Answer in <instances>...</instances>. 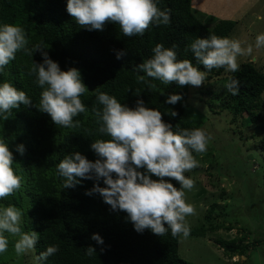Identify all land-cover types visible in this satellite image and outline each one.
<instances>
[{
  "label": "trees",
  "instance_id": "1",
  "mask_svg": "<svg viewBox=\"0 0 264 264\" xmlns=\"http://www.w3.org/2000/svg\"><path fill=\"white\" fill-rule=\"evenodd\" d=\"M66 5L67 0H0V25L22 26L29 40L28 47L39 45L42 48L34 51L32 57L23 51L17 52L15 60L0 71V83L10 82L32 100L29 106L20 104L13 109L7 120L0 117V138L5 139L13 154L14 172L22 177L21 188L0 200V205L11 204L21 209L22 231H35L39 235L35 251L23 254L20 262L35 264L36 255L39 256L48 246L58 245L59 251L42 264H192L179 255L180 236L172 237L170 229L162 237L150 229L138 233L126 212L113 211L98 193L85 195L94 183L105 187L102 179L99 182L81 180L73 188H64V179L59 176L57 165L65 155L74 152L92 162L99 158L91 144L97 139H110L97 131L99 125L93 109L102 108L97 99L99 93L114 96L130 109L136 107L137 100H142L147 108L159 110L163 121L170 124L174 132L201 128V118L188 103L191 85L164 84L139 72L137 67L152 58V49L162 44L165 48L175 45L178 60H190L198 70L207 71L195 59L191 44L196 38L211 35L228 38L236 22L221 20L209 28L192 13V0H158L157 6L161 10H170V23L152 24L143 35L126 37L120 26L113 22H107L103 30L89 31L81 27L66 11ZM44 52L61 71L77 69L86 86L87 91L81 96L86 111L74 117V121L80 122L77 128L55 125L47 113L39 110L42 89L36 83V75H29V69L32 62L43 63ZM140 75L145 77L144 82L137 81ZM220 77L238 79L239 94L233 96L228 91L224 100L215 94L207 103L214 107L215 116H220L230 125L240 122V134L252 127L250 139L254 143L248 151L255 148L259 152L255 162L262 172L264 187V113L261 115L259 111L263 105L264 67L248 59L239 64L237 72L214 68L208 73L205 83ZM173 94L180 95L182 99L175 105L167 104L168 96ZM197 94L202 95L200 91ZM173 111L175 117L171 115ZM18 145H23V155L16 151ZM138 171L143 173L146 170ZM164 179L180 188L177 181ZM194 193L198 198L202 195L200 191ZM250 199L264 202L260 196ZM216 207L211 205L204 219L201 217L196 225L190 227L188 236L204 238L219 230L229 232L235 228L232 222L225 225L227 213L218 212ZM164 226L167 228L166 224ZM242 231L240 237L215 239L218 248L229 259L249 257L251 252H258L264 245L263 232L260 234L244 227ZM93 234H98L103 244L92 240ZM254 234L261 235V238H254ZM17 239L13 238L8 244L10 251H14ZM88 247L95 250L91 256L86 255ZM9 253L15 254V251Z\"/></svg>",
  "mask_w": 264,
  "mask_h": 264
},
{
  "label": "clouds",
  "instance_id": "2",
  "mask_svg": "<svg viewBox=\"0 0 264 264\" xmlns=\"http://www.w3.org/2000/svg\"><path fill=\"white\" fill-rule=\"evenodd\" d=\"M157 4L158 0H67L66 11L77 24L89 31L103 30L107 22H113L120 26L124 36L132 37L143 35L152 24L170 23V10H161ZM28 44L22 26L0 25V71L15 60L17 52L23 51L32 57L34 51L42 49L39 45L29 48ZM175 47L165 48L157 44L152 49V58L138 65L137 70L164 84L175 82L179 86L199 87L214 68L239 71L237 57L251 55L253 51L252 45L244 48L237 39L216 35L196 38L190 46L191 50L195 59L207 70L200 71L190 60H178ZM255 47H264V33L257 35ZM42 56L43 63L32 62L29 69V75H36V83L42 89L39 110L47 113L55 125L79 127L80 122L74 121V117L86 111L81 96L87 91L79 71L74 68L61 71L46 52ZM137 81L144 82L145 77L140 75ZM239 84L238 79L230 77L225 88L235 96L239 94ZM97 99L102 105L101 109H93L99 125L97 131L110 139H97L91 144V149L99 157L95 162L79 152L64 156L57 165L58 174L64 179L63 187L73 188L81 180L99 182L102 179L105 187L94 183L85 195L98 193L113 211L126 212L135 231L140 233L150 229L162 237L170 229L172 237L187 238L191 231L187 217L195 215V207L186 202L185 190L191 191L195 181L186 178L184 173L198 167L192 153L206 152L212 136L201 128H184L174 132L172 126L163 121L162 113L147 108L142 100H137L136 107L130 109L107 93H99ZM181 99L180 95H169L166 103L175 105ZM20 104L29 106L32 100L10 82L0 83V117L7 120ZM171 115L175 117L176 113L173 111ZM16 151L23 155V145H18ZM12 165L13 154L5 139L0 138V200L12 196L21 188L22 177L14 172ZM138 169L146 171L142 173ZM151 176L159 179L153 180ZM164 178L177 181L180 188ZM22 217L23 211L16 206H0V253L8 250L9 240L5 233L18 237L14 243L18 257L35 251L39 235L35 231H22ZM91 239L103 244L98 234H93ZM58 251V245L48 246L34 257L35 264H42ZM94 252L92 247L86 249V255L91 256Z\"/></svg>",
  "mask_w": 264,
  "mask_h": 264
},
{
  "label": "rangeland",
  "instance_id": "3",
  "mask_svg": "<svg viewBox=\"0 0 264 264\" xmlns=\"http://www.w3.org/2000/svg\"><path fill=\"white\" fill-rule=\"evenodd\" d=\"M192 13L209 28L221 20L235 21V27L228 38L239 40L244 48L253 46L251 55L238 56L237 63L250 59L257 66L264 67V47H255L257 35L264 33V19H260L264 17V0H192ZM228 82L226 77H220L199 87L189 88L188 103L191 110L196 111L195 114L202 120L201 129L209 133L212 139L206 152L193 154L198 167L184 173L186 178L195 181L191 191L185 190L186 202L195 207V215L188 216L187 221L193 227L201 217L204 219L211 205L215 204L218 212L227 213L225 225L229 222L236 225L229 232L219 230L204 238L180 236L179 255L192 264H264V245L258 252H251L249 257L236 256L229 259L215 243V239L221 236L225 239L240 237L243 227L264 233V202L250 199L260 196L264 200L262 172L255 162L259 152L255 148L248 151L254 143L250 139L252 127L240 134V122L230 125L220 116H215L214 107L207 103L215 94L224 100L228 93L225 88ZM197 91L202 95H198ZM262 97L263 105L259 109L261 115L264 113V93ZM195 191L202 192V195L198 198ZM5 235L9 243L16 238L8 233ZM254 238L259 239L261 235L254 234ZM8 251L14 252L8 246L5 253H0V264H22V255L18 257Z\"/></svg>",
  "mask_w": 264,
  "mask_h": 264
},
{
  "label": "crops",
  "instance_id": "4",
  "mask_svg": "<svg viewBox=\"0 0 264 264\" xmlns=\"http://www.w3.org/2000/svg\"><path fill=\"white\" fill-rule=\"evenodd\" d=\"M239 1V0H238Z\"/></svg>",
  "mask_w": 264,
  "mask_h": 264
}]
</instances>
